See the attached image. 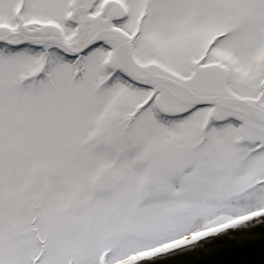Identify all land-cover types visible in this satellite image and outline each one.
I'll return each mask as SVG.
<instances>
[{
  "label": "snow or ice",
  "instance_id": "obj_1",
  "mask_svg": "<svg viewBox=\"0 0 264 264\" xmlns=\"http://www.w3.org/2000/svg\"><path fill=\"white\" fill-rule=\"evenodd\" d=\"M256 236L264 0H0V264H264Z\"/></svg>",
  "mask_w": 264,
  "mask_h": 264
},
{
  "label": "water",
  "instance_id": "obj_2",
  "mask_svg": "<svg viewBox=\"0 0 264 264\" xmlns=\"http://www.w3.org/2000/svg\"><path fill=\"white\" fill-rule=\"evenodd\" d=\"M248 239L254 240L252 245L251 255L245 257L247 259H253L259 261L261 249L264 248V241L259 236L249 237ZM235 257L230 256H190L187 264H220L221 261L234 259Z\"/></svg>",
  "mask_w": 264,
  "mask_h": 264
}]
</instances>
